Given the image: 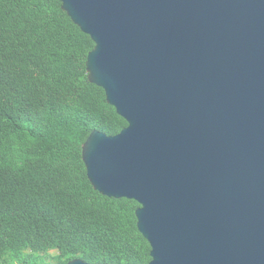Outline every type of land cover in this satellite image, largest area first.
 Instances as JSON below:
<instances>
[{
	"label": "water",
	"instance_id": "95a60500",
	"mask_svg": "<svg viewBox=\"0 0 264 264\" xmlns=\"http://www.w3.org/2000/svg\"><path fill=\"white\" fill-rule=\"evenodd\" d=\"M57 1L126 123L86 178L138 205L149 264H264V0Z\"/></svg>",
	"mask_w": 264,
	"mask_h": 264
},
{
	"label": "trees",
	"instance_id": "16d2710c",
	"mask_svg": "<svg viewBox=\"0 0 264 264\" xmlns=\"http://www.w3.org/2000/svg\"><path fill=\"white\" fill-rule=\"evenodd\" d=\"M92 49L57 0H0V264L150 262L138 205L86 178L85 140L126 127L88 81Z\"/></svg>",
	"mask_w": 264,
	"mask_h": 264
},
{
	"label": "rangeland",
	"instance_id": "374dc122",
	"mask_svg": "<svg viewBox=\"0 0 264 264\" xmlns=\"http://www.w3.org/2000/svg\"><path fill=\"white\" fill-rule=\"evenodd\" d=\"M55 254H56L55 252H51V253H49L50 256H53V255H55Z\"/></svg>",
	"mask_w": 264,
	"mask_h": 264
}]
</instances>
